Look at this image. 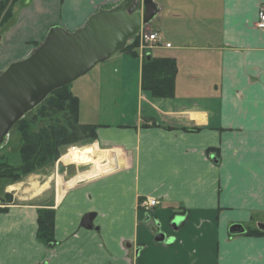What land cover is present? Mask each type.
Wrapping results in <instances>:
<instances>
[{"label": "crops", "instance_id": "obj_1", "mask_svg": "<svg viewBox=\"0 0 264 264\" xmlns=\"http://www.w3.org/2000/svg\"><path fill=\"white\" fill-rule=\"evenodd\" d=\"M18 1L0 25V71L50 27L74 31L122 0ZM155 1L158 25L145 26L157 45L119 51L70 85L81 122L98 125L87 145L113 161L0 177V264H264V235L248 234L264 224V0ZM162 58L176 61L172 96L143 85L146 60ZM42 209L55 213L53 246L38 239Z\"/></svg>", "mask_w": 264, "mask_h": 264}, {"label": "water", "instance_id": "obj_2", "mask_svg": "<svg viewBox=\"0 0 264 264\" xmlns=\"http://www.w3.org/2000/svg\"><path fill=\"white\" fill-rule=\"evenodd\" d=\"M159 10L155 0H122L112 8H100L74 31L61 25L50 27L28 56L11 62L0 73V148L6 144L10 130L28 112L53 91L124 50ZM184 219L176 217L173 226L178 227ZM92 220L93 215L88 214L84 226L91 227ZM259 228L264 230V224ZM243 231L241 225L231 228L232 233ZM157 240L168 239L160 232Z\"/></svg>", "mask_w": 264, "mask_h": 264}, {"label": "trees", "instance_id": "obj_3", "mask_svg": "<svg viewBox=\"0 0 264 264\" xmlns=\"http://www.w3.org/2000/svg\"><path fill=\"white\" fill-rule=\"evenodd\" d=\"M16 1L0 0V25H4L12 18ZM136 40L135 37L131 39L124 50L134 53L138 46ZM40 42L35 43L34 48ZM176 67V61L172 58L146 60L143 69L144 88L150 90L155 96H172ZM79 111L80 100L70 90V84L49 94L39 105V110L35 115L30 119L23 117L18 121V130L21 134L19 149L21 164L14 166L5 156L2 164L5 167L0 170V177L19 181L47 163L61 158L65 147L71 144L84 146L94 142L97 139L98 125L81 122ZM41 122L45 123L43 127L32 130V126ZM54 222V210L39 211L38 239L48 246H53L56 242ZM248 234L264 235V230L250 229Z\"/></svg>", "mask_w": 264, "mask_h": 264}, {"label": "rangeland", "instance_id": "obj_4", "mask_svg": "<svg viewBox=\"0 0 264 264\" xmlns=\"http://www.w3.org/2000/svg\"><path fill=\"white\" fill-rule=\"evenodd\" d=\"M25 1L26 0H19L18 2V6L16 7V10L18 11V9L19 8H21L24 4H25ZM112 7H114V6H111V5H102V6H98V7H96V11H98L100 8H112ZM95 11V12H96ZM157 21H158V19H154V20H152L150 23L152 24V25H158L157 24ZM149 23V24H150ZM10 27H13V29H15V30H18V28L19 27H21V25H13V26H9L8 28H10ZM4 29V28H3ZM2 28H0V34H3L4 33V30H3ZM137 41V44H138V46H142L143 44L137 39L136 40ZM1 65V68H2V64H0ZM2 71V70H1ZM0 71V72H1ZM81 77H83V76H81ZM81 77H79L78 78V80L76 79L75 81H73L72 83H70V85L71 84H78V83H80L81 82V80H79V79H81ZM78 81V82H77ZM38 110H39V106L38 107H36V108H34L33 110H31L30 112H28L25 116H24V118H27V119H30L33 115H35L37 112H38ZM44 122H46V121H44ZM45 124V123H44ZM43 122H41V123H37V124H35L34 126H32V130L34 129V130H38V129H40L41 127H43ZM19 124H15V126L10 130V132H9V135H8V139H7V142H6V144L2 147V148H0V170L3 168V167H5V166H2V164H3V160L5 161V156L7 157V159H8V161L12 164V165H14V166H19L20 164H21V159H20V154H19V149H20V147H21V140H20V137H21V134H20V132H19ZM72 146V144L71 145H69L68 147H65V149H64V151H63V153H62V155L64 154V153H66L67 152V150L70 148ZM78 146V145H77ZM85 146H88V145H84V147ZM89 147V146H88ZM92 147H94V146H92ZM86 148L87 147H85V148H83V149H81L80 150V153L81 154H84V152H85V150H86ZM96 148V147H95ZM96 150H101V149H97L96 148ZM103 151V150H102ZM103 152H105V151H103ZM61 155V156H62ZM83 156V155H82ZM84 157V156H83ZM61 162L60 161V158L59 159H57L56 161H54V162ZM73 162H75V160H72ZM81 162H87V161H85V158H83V160L81 161ZM62 163V162H61ZM91 164V165H90ZM64 168H69V172L71 173V172H75L77 169H80L81 170V172H84V171H88V170H90V168L92 167V163H86V164H76V163H66V161L64 162V164L62 163L61 164ZM105 167H107L106 165H104L103 167H101L100 169H102V168H105ZM36 172V171H35ZM88 173V172H87ZM27 176H24V177H22L21 178V180H23V179H25ZM12 181V180H11ZM20 181V180H19ZM5 183V181L4 180H2V179H0V192L3 190V184Z\"/></svg>", "mask_w": 264, "mask_h": 264}, {"label": "built area", "instance_id": "obj_5", "mask_svg": "<svg viewBox=\"0 0 264 264\" xmlns=\"http://www.w3.org/2000/svg\"><path fill=\"white\" fill-rule=\"evenodd\" d=\"M257 27L262 29L264 31V5L260 9L259 13V19L256 23ZM136 39H138L143 45L142 48H148L153 47L154 45H157L161 41V36L158 32L152 31L151 29L147 28L145 25L142 26L140 32L137 36H135ZM78 148L77 145H72L66 153H64L60 161L64 163L65 161L63 158L67 156L69 159L71 158V155L74 151H76ZM158 203L157 199L155 197H146L142 200V205L145 207H154Z\"/></svg>", "mask_w": 264, "mask_h": 264}, {"label": "bare ground", "instance_id": "obj_6", "mask_svg": "<svg viewBox=\"0 0 264 264\" xmlns=\"http://www.w3.org/2000/svg\"><path fill=\"white\" fill-rule=\"evenodd\" d=\"M88 146H85L87 148H86L84 154L80 153V150L85 148V147H82V148H79L76 151H74L72 153L70 159L67 156H65L63 158V160L66 161V163H76V164L93 163L96 165V167H99V166L103 165L106 160H109L110 158L112 159V157L110 156V152H109L110 158H108V154L106 153V150H103L105 152L101 151L102 149L96 150V148L100 149L96 145H88ZM92 146H94V147H92ZM83 158H85V161H87V162H81L83 160ZM113 159H112V161H113ZM72 160H75V162H73Z\"/></svg>", "mask_w": 264, "mask_h": 264}]
</instances>
